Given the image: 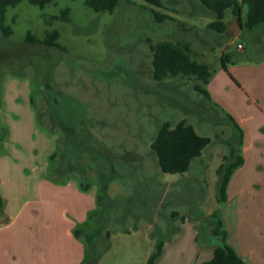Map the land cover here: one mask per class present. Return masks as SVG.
<instances>
[{
	"label": "rangeland",
	"instance_id": "obj_1",
	"mask_svg": "<svg viewBox=\"0 0 264 264\" xmlns=\"http://www.w3.org/2000/svg\"><path fill=\"white\" fill-rule=\"evenodd\" d=\"M158 1L121 0L113 12H96L85 0L44 7L21 0L5 12L11 33L0 26V190L19 191L39 177L89 184L83 191L94 195L95 208L86 225L110 244L97 264H147L160 241L192 228L204 248L219 242L218 166L232 146L242 147L240 127L195 88L196 78L155 80L151 44L191 42L192 57L209 65L210 81L224 93L227 81L246 84L264 67V23L245 26L247 4L242 30L229 37L208 26L215 17L199 0ZM65 8L68 20L59 18ZM156 11L167 17L158 20ZM234 18L228 11L224 20ZM52 29L64 49L27 40ZM223 52L237 60L223 67ZM181 119L211 142L187 172L166 173L150 144L163 122ZM22 186L24 193L32 184Z\"/></svg>",
	"mask_w": 264,
	"mask_h": 264
},
{
	"label": "crops",
	"instance_id": "obj_2",
	"mask_svg": "<svg viewBox=\"0 0 264 264\" xmlns=\"http://www.w3.org/2000/svg\"><path fill=\"white\" fill-rule=\"evenodd\" d=\"M256 70L261 76H252L246 84L234 76L236 85L229 86L225 79V93L214 81L208 83L211 100L234 117L241 131L242 147L238 149L244 162L230 177L221 220L226 241L246 264H264V67ZM230 88L236 89L232 99L227 96ZM154 164L157 166L156 157ZM24 184H32L29 192L23 193L27 190ZM10 189L6 195L0 190L4 199L0 264H80L86 256L85 244L74 230L96 227L86 225L95 208L94 195L81 190L76 179L39 177L23 181L19 191ZM192 229L193 233L184 235L183 231L164 242L156 264H199L211 258L214 248L199 245L196 229Z\"/></svg>",
	"mask_w": 264,
	"mask_h": 264
},
{
	"label": "trees",
	"instance_id": "obj_3",
	"mask_svg": "<svg viewBox=\"0 0 264 264\" xmlns=\"http://www.w3.org/2000/svg\"><path fill=\"white\" fill-rule=\"evenodd\" d=\"M21 0H0V26L8 35L11 29L4 25L5 12L7 7L15 6ZM40 7L46 6L52 0H28ZM121 0H85V3L93 8L96 12L109 11L113 12L119 5ZM153 3L159 4L158 0H150ZM201 4L213 12L215 19L209 23V27L219 33L226 34L228 22L224 19L229 11L241 23V12L243 5L247 4L249 11L245 26L249 29H254L264 23V0H199ZM69 9L65 8L59 18L68 20ZM158 20H163L167 17L166 14L156 11ZM60 32L57 29L46 31L45 37L39 39L30 32L27 34V40L31 42H40L47 46L64 49L58 42ZM153 51L151 66L152 75L155 80L161 81L164 78L184 76L196 78L202 84H208L212 77V71L205 62H201L192 57V44L185 40H162L155 44H151ZM222 63L226 67L227 63L234 62L237 58L229 52L222 54ZM239 59V58H238ZM197 84L195 88L211 99L208 89L202 84ZM231 120H234L231 115H228ZM237 125V123H235ZM238 126V125H237ZM241 132V131H240ZM241 141V133H240ZM211 142L207 136L199 134L194 126L186 119H181L175 125L170 121H165L160 126L158 133L150 146L156 154L157 166L161 171L166 173H185L190 169V166L197 157L201 156L203 149ZM235 157L228 164L226 160L229 157ZM244 162L239 149L232 146L230 155H224L223 161L218 166L220 176L218 202L224 203L226 200V189L233 171ZM60 181L58 179H53ZM82 190L89 189V184L80 182ZM4 205V199L0 194V209ZM216 218L213 235L219 242L214 244V250L211 258L200 262L199 264H246L245 261L237 254V252L226 241L227 231L223 226L220 215L215 211ZM74 233L81 238L85 244L86 256L80 264H97L102 252L110 247L107 241L101 237L100 243L98 238L100 232L97 227L92 230L84 228H75ZM164 241H160L153 254L149 258L147 264H156L157 258L161 255Z\"/></svg>",
	"mask_w": 264,
	"mask_h": 264
},
{
	"label": "water",
	"instance_id": "obj_4",
	"mask_svg": "<svg viewBox=\"0 0 264 264\" xmlns=\"http://www.w3.org/2000/svg\"><path fill=\"white\" fill-rule=\"evenodd\" d=\"M240 28L241 25L238 24L237 18H234V21L228 24L226 27V35L229 37L236 35L240 31Z\"/></svg>",
	"mask_w": 264,
	"mask_h": 264
},
{
	"label": "built area",
	"instance_id": "obj_5",
	"mask_svg": "<svg viewBox=\"0 0 264 264\" xmlns=\"http://www.w3.org/2000/svg\"><path fill=\"white\" fill-rule=\"evenodd\" d=\"M238 48H239V49H243V45H242V43H239V44H238Z\"/></svg>",
	"mask_w": 264,
	"mask_h": 264
}]
</instances>
